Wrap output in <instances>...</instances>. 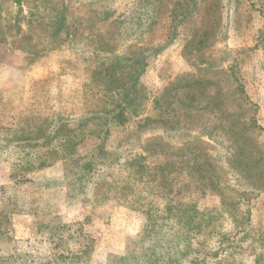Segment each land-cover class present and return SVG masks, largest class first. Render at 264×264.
<instances>
[{
    "label": "rangeland",
    "instance_id": "obj_1",
    "mask_svg": "<svg viewBox=\"0 0 264 264\" xmlns=\"http://www.w3.org/2000/svg\"><path fill=\"white\" fill-rule=\"evenodd\" d=\"M0 187V264H264V0H0Z\"/></svg>",
    "mask_w": 264,
    "mask_h": 264
},
{
    "label": "trees",
    "instance_id": "obj_2",
    "mask_svg": "<svg viewBox=\"0 0 264 264\" xmlns=\"http://www.w3.org/2000/svg\"><path fill=\"white\" fill-rule=\"evenodd\" d=\"M130 60V59H129ZM128 60V61H129ZM133 61V63L134 64H132V66H135V62L137 63V60L136 59H133L132 60ZM127 65H128V63H127ZM141 71H143V66L141 65L140 66V68H139V70H138V75H140V73H141ZM138 75L136 76L137 78H138ZM134 85H135V87H136V83L134 82V84H132V87H134ZM134 87V88H135ZM122 89H124V88H122ZM128 101H129V103H130V99H128ZM124 103L125 104H129L128 102H126V101H124ZM119 107H121V105H119ZM102 109V108H101ZM100 109V112H99V114L101 115V117H102V119H104L105 118V116H106V120H108V122H110V123H112V122H117V120H120V119H123L122 118V114L119 112V111H115V110H113V109H111V108H109L108 110H106V109H102L101 110ZM119 110H121V108H118ZM109 112V113H108ZM149 120V119H148ZM53 120H45V128H42L41 127V130L42 131H44V129H46L47 130V128L48 129H50L49 131H47L46 133H45V135H43V140H46L47 138H49L51 135L50 134H55V135H57V133L59 134V133H61L62 131H57L56 130V128H59V127H61V125L60 124H56L55 126H49V125H52V122ZM70 122V121H69ZM42 123V122H41ZM41 123L39 124V125H41ZM248 123H249V125H251V126H253V127H256V128H258L259 129V127L256 125V121H255V119L254 118H251L249 121H248ZM66 125V124H65ZM67 126V125H66ZM53 131H52V130ZM99 138H101V136H99ZM17 139H19V138H16L15 140L16 141H19V140H17ZM64 140H65V136H64ZM11 141H14V140H8V139H5V141H4V145H7V144H9V142H11ZM15 142V141H14ZM27 140H25L24 141V144H27ZM148 144V143H147ZM147 144L146 145H144L143 146V151H144V153H146V156H145V158L147 157V154H149V151H148V148H147ZM2 146V145H1ZM61 146H63L62 144L60 145V147ZM70 147V146H69ZM98 148H100V150H101V145H98ZM68 155H70V153L68 154ZM90 156H92V155H90ZM139 157H141L142 159H143V156L141 155H139L138 156V158ZM55 160H57L56 158H54L53 159V161H55ZM145 160V159H144ZM91 163L93 164V162L92 161H90V162H86V163H83V164H80L81 166V169L83 170V172H85V175L86 174H89V172H90V170H92V167H91ZM41 166V163H39V165L38 166H36V168L37 169H39V167ZM94 166V165H93ZM33 167V165H30V168H32ZM94 173V172H93ZM82 174V173H81ZM21 175H23V174H21ZM66 182H67V179H66ZM95 184H97V182L95 183ZM1 189L0 190H3V187H0ZM5 190H3V191H1V193L2 192H4ZM15 208H12V209H10V210H5V209H0V237L2 236V234L3 233H6V231H7V224H8V220H9V217H8V214L9 215H12V214H14V213H16L17 211H16V206H14ZM16 211V212H15ZM72 225H74V224H72ZM72 225H68V226H65L66 228H67V230L68 229H70L71 228V226ZM64 227V228H65ZM81 228V224H77V228L76 229H74V232L75 231H77V230H79ZM147 231V228H145V230H144V232H146ZM73 237H75V235L74 234H69L65 239H62V240H58V242L54 245L55 247H57L58 245H64V246H66L65 248H63L62 250L64 251V252H66V256L64 257V258H68L69 260H72V259H79V257H80V255L81 254H86V252L88 253V251L89 250H91L92 248H91V244H89L90 242H92V239H87L88 241L87 242H89V243H86V244H83V249H79V248H77L76 249V251H74V250H72L71 249V244L67 241V240H69L70 238H72L73 239ZM76 240V241H75ZM74 241L76 242V243H78V240H77V238L75 239L74 238ZM147 241H149V236H144L143 238H142V243H143V245H144V243L145 242H147ZM52 247L51 248V252H50V256L51 257H49V259H47L46 261L47 262H49V263H55V259H56V255L58 254V252H57V250H55V247ZM147 249H149V248H147ZM55 250V251H54ZM81 253V254H80ZM146 254V253H145ZM150 257H152V259L154 258V256H153V254L150 252ZM54 258V259H53ZM157 261V260H156ZM57 263V262H56ZM81 263H84V261L82 260L81 261Z\"/></svg>",
    "mask_w": 264,
    "mask_h": 264
}]
</instances>
